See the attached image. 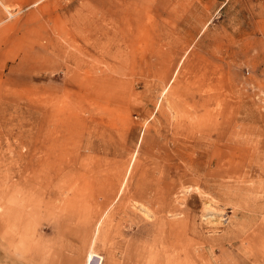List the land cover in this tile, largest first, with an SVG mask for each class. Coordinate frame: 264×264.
<instances>
[{
	"label": "rangeland",
	"instance_id": "1",
	"mask_svg": "<svg viewBox=\"0 0 264 264\" xmlns=\"http://www.w3.org/2000/svg\"><path fill=\"white\" fill-rule=\"evenodd\" d=\"M1 1L0 264H264V0Z\"/></svg>",
	"mask_w": 264,
	"mask_h": 264
},
{
	"label": "bare ground",
	"instance_id": "2",
	"mask_svg": "<svg viewBox=\"0 0 264 264\" xmlns=\"http://www.w3.org/2000/svg\"><path fill=\"white\" fill-rule=\"evenodd\" d=\"M0 3L3 5V6H5L6 8H7V5H5L1 0H0ZM8 10H9V8H8ZM81 27V26H80ZM79 58V57H78ZM82 59V58H81ZM83 60V59H82ZM80 70V69H79ZM84 70V69H83ZM248 117V116H247ZM244 120V119H243ZM253 120V119H252ZM245 121V120H244ZM250 122V121H249ZM256 122V121H255ZM255 122H253V123H255ZM255 126H256V124H255ZM259 127V126H258ZM257 128V127H256ZM248 129V128H247ZM251 129H252V127H251ZM247 131H249V129L247 130ZM260 132H262V131H260ZM244 133V132H243ZM242 133V134H243ZM249 132H247V134H248ZM241 134V133H240ZM241 134V136H243ZM246 134V135H247ZM261 134V133H260ZM263 134V133H262ZM253 135H255V134H253ZM257 135V134H256ZM207 136V135H206ZM251 136V135H250ZM208 137V136H207ZM209 137H211V136H209ZM247 137V136H246ZM260 137H262L261 135H260ZM244 138V137H243ZM253 138V137H252ZM247 139V138H246ZM258 139H260V138H258ZM248 140V139H247ZM264 140V139H263ZM254 141H255V139H254ZM256 141H258L257 139H256ZM255 141V142H256ZM261 141H262V139H261ZM48 143V142H47ZM211 143V142H210ZM257 143V142H256ZM258 145V144H257ZM261 145V144H260ZM51 147H53V146H51ZM261 147V146H260ZM208 149V148H207ZM260 150V149H259ZM255 151H257V149L255 150ZM263 151V150H262ZM53 153V152H52ZM211 154H212V152H211ZM252 154V153H251ZM213 155V154H212ZM261 156H263L262 154H260ZM214 156V155H213ZM257 156H259L258 154H257ZM260 157V156H259ZM264 157V156H263ZM251 158V157H250ZM262 158V157H261ZM255 159H258V158H255ZM207 160V159H206ZM253 160V159H252ZM262 161V160H261ZM206 162V161H205ZM254 162V161H253ZM264 162V161H263ZM256 163V162H255ZM254 163V164H255ZM41 164V163H40ZM253 164V163H252ZM252 164H250V166L252 165ZM31 165V164H30ZM39 165V164H38ZM210 166H217L218 165V161H216V160H213V161H211V164H209ZM221 165V164H220ZM257 166H258V164H256ZM255 165V166H256ZM260 165V164H259ZM31 166H36V163L34 164V163H32V165ZM261 166V165H260ZM40 167V166H39ZM222 167V166H221ZM264 167V166H263ZM45 168V167H44ZM50 168V167H49ZM248 168V167H247ZM246 168V169H247ZM262 168V167H261ZM36 169V168H35ZM41 169H42V165H41ZM47 169V168H46ZM55 169V168H54ZM245 168H244V170H246ZM251 169V168H250ZM255 169V168H254ZM37 170V169H36ZM48 170V169H47ZM195 170L197 171V172H199L200 173V169H196L195 168ZM264 170V169H263ZM175 171V170H174ZM173 171V172H174ZM211 171V170H210ZM248 171H250V170H248ZM259 171V170H258ZM53 172V171H52ZM130 172H131V169L130 168H128V171H127V173H126V175L124 176V174H123V176H124V179L123 180H121V185H120V193H123V191H124V188H125V185L127 184V181H128V176H129V174H130ZM263 172V171H262ZM39 173V172H38ZM198 173V174H199ZM202 173V172H201ZM206 173H208V172H206ZM210 173V172H209ZM243 173H245V172H243ZM242 173V174H243ZM246 173H247V171H246ZM204 173H202V175H203ZM40 175V174H39ZM168 175V174H167ZM201 175V174H200ZM169 176V175H168ZM171 176V175H170ZM174 176V175H173ZM204 176V175H203ZM210 176V175H209ZM40 177V176H39ZM192 178H193V176H191ZM198 177V176H197ZM35 176H33L30 180H35ZM43 178V177H42ZM190 178V177H189ZM241 178H242V176H241ZM187 179V178H186ZM185 179V180H186ZM236 179V178H235ZM238 180V179H237ZM118 181V180H117ZM199 181V180H198ZM198 181H194V183L195 182H198ZM239 181V180H238ZM31 182V181H30ZM35 182H36V180H35ZM34 182V183H35ZM44 182V181H43ZM32 183V182H31ZM36 183H40L41 184V182H36ZM197 184V183H196ZM210 184V183H209ZM220 184V183H219ZM22 182L20 181V180H18L17 182H15V184H14V187H13V189H12V191L14 192V191H16V190H21V188H22ZM36 185V184H35ZM54 185V184H53ZM156 189H152L151 188V190H145L144 191V193H143V195H144V197L145 198H147V199H149V197H152V200L153 201H151V203L158 209V210H160L161 212H163V208H164V203H163V200L165 199L164 197H163V195H164V185H165V177L164 176H161V177H159L158 178V180H157V183H156ZM217 185H218V183H217ZM154 186H155V184H154ZM204 186V185H203ZM208 186V185H207ZM215 186V185H214ZM230 186V185H229ZM236 186V185H235ZM234 186V187H235ZM48 187V186H47ZM51 187V186H50ZM57 187V186H56ZM58 187H59V185H58ZM115 187V186H114ZM206 187V186H205ZM43 188V187H42ZM49 188V187H48ZM116 188V187H115ZM154 188V187H153ZM229 188V187H228ZM227 188V189H228ZM57 189H59V188H57ZM113 189V188H112ZM226 189V190H227ZM235 189V188H234ZM56 190V189H55ZM54 190V191H55ZM118 190V189H117ZM116 190V191H117ZM126 190V189H125ZM238 190H240V189H238ZM57 191V190H56ZM115 191V192H116ZM235 192H236V189L234 190ZM243 191V190H242ZM58 192V191H57ZM108 192V191H107ZM111 192H113V194H114V191H111ZM111 192H109V193H111ZM228 192V191H227ZM239 192V191H238ZM237 192V193H238ZM52 193H53V191H52ZM61 193H62V190H61ZM226 193V192H225ZM54 194H55V192H54ZM112 194V193H111ZM230 194H232V192L230 193ZM229 194V195H230ZM49 195H51V194H49ZM53 195V194H52ZM167 195H168V193H167ZM55 196V195H54ZM111 196V195H110ZM159 196L161 197L160 199H158L159 198ZM232 196V195H231ZM237 196V195H236ZM115 197V196H114ZM229 197V196H228ZM234 198H235V196H233ZM112 199V198H111ZM114 199V198H113ZM118 199V198H117ZM229 199V198H228ZM147 201V200H146ZM111 202V201H110ZM109 203V202H108ZM208 205V204H207ZM105 206V205H104ZM157 209H156V211H157ZM146 210H147V208H146ZM150 210V209H149ZM169 210V209H168ZM172 210V209H171ZM100 211V210H99ZM96 212V211H95ZM158 212V211H157ZM165 212V211H164ZM13 213V212H12ZM153 213V212H152ZM160 213V212H159ZM172 213V212H171ZM170 213V214H171ZM174 213V212H173ZM168 214V213H167ZM99 215H100V213H99ZM164 215V214H163ZM98 218H99V216H98ZM165 218V217H164ZM170 220V219H169ZM157 221V220H156ZM167 222V221H166ZM160 225H162V226H164V225H168L167 223H165L164 224V220L160 223ZM184 225V224H183ZM186 225V224H185ZM169 227H170V229H169V231L167 232L166 230H164V231H162V236H161V239H160V243H161V245H160V256H164L165 258L167 257V258H169V259H171V261H170V263L169 264H176V263H178V262H174V253H179L180 255L181 254H183L184 255V257L186 258L187 256L189 257V256H191V257H193L194 256V254L192 255V252H191V250L190 249H188L187 250V247L186 248H178L177 247V244H178V242L179 241H182L183 239H182V237H183V235L185 234H193V233H195V235L197 234L196 233V229L195 228H190L189 226H185L184 227V230H182V232H180V231H178V230H174V223H169V225H168ZM101 227H102V222H101V220H99L98 222H97V224H96V230H95V235H94V237H93V239H92V241H91V245H90V249H89V252H88V255H87V261H86V263L85 264H91L92 262H93V260H94V258L95 257H97L98 256V254L93 250V245H94V243H96L97 242V240L100 238V235H101ZM156 227V226H155ZM195 227H196V225H195ZM198 227V226H197ZM202 227V226H201ZM51 229H53L52 227H50ZM240 228V227H239ZM199 231V230H198ZM230 231V230H229ZM228 231V232H229ZM232 231H233V229H232ZM200 232H201V230H200ZM235 233H237V231L235 232ZM246 233H247V230H246ZM199 234H201V233H199ZM199 234H197V235H199ZM203 234V233H202ZM228 234V233H227ZM238 234H240V233H238ZM185 235H184V237H185ZM203 236V235H202ZM233 237L235 236V234L234 235H232ZM189 237V236H188ZM198 237V236H197ZM199 237H201L200 235H199ZM228 237V236H227ZM239 237V236H238ZM202 238H204V237H201V239ZM210 238V237H209ZM208 238V239H209ZM222 238V237H221ZM241 238H242V235H241ZM240 238V239H241ZM190 239V238H189ZM205 240H206V237L204 238ZM220 239V238H219ZM233 239V238H232ZM235 239H237V238H235ZM185 240V239H184ZM218 240V239H217ZM220 240H222V239H220ZM229 240V239H228ZM234 240V239H233ZM232 240V241H233ZM210 241V240H209ZM209 241H207V242H209ZM223 241V240H222ZM231 241V240H230ZM183 242V241H182ZM181 242V243H182ZM187 242V241H186ZM202 242V241H201ZM234 242V241H233ZM220 243V242H219ZM184 244V243H183ZM182 244V245H183ZM186 244V243H185ZM184 244V245H185ZM209 244H211V243H209ZM217 244H218V242H217ZM229 244H231V243H229ZM202 245V244H201ZM228 245V244H227ZM179 246V245H178ZM186 246V245H185ZM195 247H197V246H195ZM214 248V247H213ZM252 248V247H251ZM211 249V248H210ZM158 250V249H157ZM197 251V250H196ZM254 251V250H253ZM158 252V251H157ZM167 253H171V254H167ZM154 255V254H153ZM158 256H159V254H158ZM162 256V257H163ZM171 257V258H170ZM102 264V263H101ZM156 264H165L164 263V260H162V262L160 261V260H157V262H156Z\"/></svg>",
	"mask_w": 264,
	"mask_h": 264
}]
</instances>
